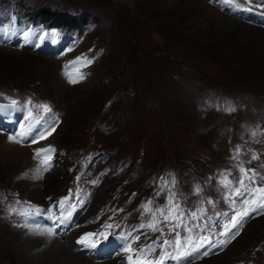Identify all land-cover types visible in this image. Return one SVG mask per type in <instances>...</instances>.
<instances>
[{"label":"rangeland","instance_id":"374dc122","mask_svg":"<svg viewBox=\"0 0 264 264\" xmlns=\"http://www.w3.org/2000/svg\"><path fill=\"white\" fill-rule=\"evenodd\" d=\"M239 2L0 0V264H28L19 231L31 226L52 229L62 260L145 264L125 248L175 240L159 213L163 235L140 227L152 221L141 206L155 211L170 192L203 230L176 229L191 239L167 252L191 255L164 264H264V210L219 245L235 216L221 174L264 173V0ZM47 148L45 171L36 152Z\"/></svg>","mask_w":264,"mask_h":264},{"label":"snow or ice","instance_id":"6c2138e0","mask_svg":"<svg viewBox=\"0 0 264 264\" xmlns=\"http://www.w3.org/2000/svg\"><path fill=\"white\" fill-rule=\"evenodd\" d=\"M248 2H251V0H248ZM224 3L230 6H233L235 8L243 7V5L239 2V0H224ZM87 63H91V61H88ZM82 78L83 76H81V79ZM70 82L76 83L77 81L71 80ZM12 103L15 104L16 102L13 101ZM39 107L47 110V105H40ZM230 110H234V109H230ZM29 115H31V113H29ZM253 135H255V133H253ZM44 138H45L44 134L41 133L40 139H44ZM9 140H13L18 143L20 142L19 140H17L15 136H10ZM35 142L36 141L33 140V143ZM52 151H54V149L47 148V149H39L36 152V156L40 157L42 159V163L45 165L44 167L45 171L48 170L47 168L48 157L42 156V154L50 153ZM240 152H241V149H240V146L238 145L233 159L238 158V156L240 155ZM258 158L259 157L257 155L253 154L252 159H258ZM250 162L251 161H249V163ZM238 168H239L240 176L236 180L229 179V176L231 175V173L221 174L220 185L221 187L226 189L224 199L227 202H229L230 205L233 207L235 216L232 219L231 228H229L228 225H225L224 226L225 231L221 233V235H229V240L227 241L221 240L219 241V245H226L228 242H230L231 239H234L235 236L239 234L238 225L241 224L243 218L247 217L250 212H256L258 209L264 210V173H260L256 169H247L243 166L242 163L238 165ZM77 179H79V177ZM257 180H259L261 183L258 184L256 187H251V185L256 184ZM245 181H247L248 183L246 184ZM200 191H201V188L199 185H197L195 188V192L198 194ZM157 195H159V193H157ZM235 197H241L239 203L244 206L242 210H236L235 205L237 203V200L235 199ZM68 199L69 198H65V200L60 201L61 207H63L67 203ZM175 199H176V194L170 192L168 196V204H166L163 207H157L155 211H153L151 207L153 203V201L151 200L147 201L145 204L141 206L145 212H152V221L149 222L147 225H143V224L140 225V227L142 228L147 227L151 229L152 231H160L162 235L164 234L163 229L157 227L160 221L157 219L156 213L160 214V217L162 218L163 221L167 222L169 220H175L176 223L169 227V232L175 231V240L173 241L165 240L162 245H157V242L153 241L152 244L146 245L145 247L139 250H133L130 248V246L126 247L125 251L136 252L138 261L143 258L145 261V264H164L165 259H174V260L179 261V260L184 259L186 256L191 255V253L181 252L179 255L173 256L170 253H168L166 250V246H174L175 248L179 249L182 240L186 243L188 240L191 239L190 236L181 237V233L179 231H176V229L183 228V230L186 233H191L193 230V227L201 228V225L199 224L189 226V224L183 222L185 213L183 210L180 209L179 204L175 203ZM208 203L213 204L214 202L209 200ZM174 211L177 213L176 215H173ZM198 211L203 213L205 210L199 209ZM165 212H167V214H165ZM71 215L72 213L71 211H69L68 217H70ZM187 215L192 220L199 219V216L197 215V211H190L187 213ZM236 217H239V219H237ZM104 227L111 228L112 225L108 224V225H105ZM231 229H237V231L232 232ZM201 230L203 229L201 228ZM48 231L51 233L52 229H49ZM101 234L102 233H86L85 236L92 237V236H97ZM136 239H139V237H136ZM199 239L210 243L207 237L201 236L199 237ZM81 242H85L84 237H81ZM88 246L95 247V244L93 243ZM156 246H159L161 249L160 256L154 261H147V256L155 252ZM200 247H202V245L197 244L195 248L193 249V251H198ZM204 254L206 255L207 252H205ZM132 260H133L132 255H129L128 256L129 264H131Z\"/></svg>","mask_w":264,"mask_h":264},{"label":"bare ground","instance_id":"6f19581e","mask_svg":"<svg viewBox=\"0 0 264 264\" xmlns=\"http://www.w3.org/2000/svg\"><path fill=\"white\" fill-rule=\"evenodd\" d=\"M39 204L42 209L44 203L40 201ZM64 215V213H61L56 221L61 222V218L65 217ZM26 229L30 231L19 232L26 236V243L29 245L28 248L34 251L27 258L28 264H87V258L78 254L67 255L65 259L62 260L64 248L61 243L58 242V238H56L52 232L50 233L48 231L49 228L31 226L30 229ZM31 231L33 234H30L32 233Z\"/></svg>","mask_w":264,"mask_h":264}]
</instances>
